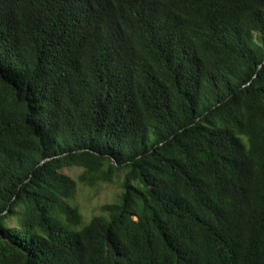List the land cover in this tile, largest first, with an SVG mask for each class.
<instances>
[{
  "label": "trees",
  "instance_id": "trees-1",
  "mask_svg": "<svg viewBox=\"0 0 264 264\" xmlns=\"http://www.w3.org/2000/svg\"><path fill=\"white\" fill-rule=\"evenodd\" d=\"M0 264H264V0H0Z\"/></svg>",
  "mask_w": 264,
  "mask_h": 264
},
{
  "label": "rangeland",
  "instance_id": "rangeland-1",
  "mask_svg": "<svg viewBox=\"0 0 264 264\" xmlns=\"http://www.w3.org/2000/svg\"><path fill=\"white\" fill-rule=\"evenodd\" d=\"M64 172L77 178L81 170L79 168H65ZM116 184L102 185L97 191L80 186L75 197V203L83 214L84 224L89 223L92 217L102 214V206L105 204L118 202L121 190Z\"/></svg>",
  "mask_w": 264,
  "mask_h": 264
}]
</instances>
